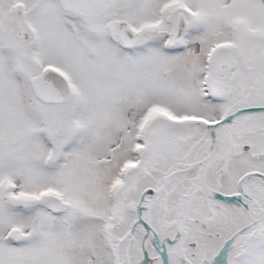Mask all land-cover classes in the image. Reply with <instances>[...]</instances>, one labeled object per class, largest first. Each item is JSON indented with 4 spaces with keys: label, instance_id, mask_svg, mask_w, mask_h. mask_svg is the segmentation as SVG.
<instances>
[{
    "label": "snow or ice",
    "instance_id": "obj_1",
    "mask_svg": "<svg viewBox=\"0 0 264 264\" xmlns=\"http://www.w3.org/2000/svg\"><path fill=\"white\" fill-rule=\"evenodd\" d=\"M0 264H264V0H0Z\"/></svg>",
    "mask_w": 264,
    "mask_h": 264
}]
</instances>
